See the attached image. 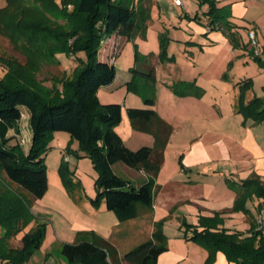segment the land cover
I'll list each match as a JSON object with an SVG mask.
<instances>
[{
	"label": "trees",
	"instance_id": "obj_1",
	"mask_svg": "<svg viewBox=\"0 0 264 264\" xmlns=\"http://www.w3.org/2000/svg\"><path fill=\"white\" fill-rule=\"evenodd\" d=\"M0 9V27L12 29L25 37L27 44L39 59L54 60L57 53L75 56L78 65L73 79L55 80L51 87L36 80L31 72L8 59V70L0 77V185L4 179L13 182L33 198L44 197L48 189V172L45 154L49 141L57 131H65L79 143L77 155L89 156L99 171L96 180L99 202L105 198L109 210L120 221L137 217L138 206H150L157 191V176L165 159V149L173 132V126L153 108L156 102V68L148 60L135 63L130 68L132 79L128 90L142 95L145 108H128V115L135 129L150 133L155 138L153 146L130 148L116 127L122 120V104L101 102L98 91L111 84L117 75L114 64L100 59L102 43L106 38L119 34L134 39L138 34L146 36L151 20V5L147 0H6ZM207 4L208 23L211 30L224 29L234 46H242L239 35L233 30L229 5L219 6L218 0H198ZM1 14V13H0ZM191 17V16H190ZM201 20L198 14L191 17ZM165 34L160 35L162 59L167 54ZM83 52V56L79 55ZM254 60L264 67V47ZM252 86L248 79L242 84L237 111L245 118L264 122V97L246 100V92ZM180 95L202 94L194 81L181 80L171 85ZM25 107L30 112L32 142L28 152L10 130L16 128ZM123 162L143 171L147 176L141 185H134L114 169ZM70 180L66 182L69 186ZM236 194L230 212H243L250 217L248 232L224 226L223 214L200 215L198 225L186 224L185 236L208 250L205 264H214L219 251L226 255L229 264H264V229L257 228L255 217L247 207L251 197L264 198V181L257 174L236 180L228 178ZM0 191V264H25L40 249L45 236V223L32 227L21 236V248L8 245V240L18 236L36 218L30 201L9 192ZM262 214L263 201L259 202ZM264 216V215H263ZM256 219V220H255ZM190 232V233H188ZM92 238L61 244V253L68 264H157L158 257L168 250L162 221L156 225L153 235L139 243L123 256L106 238L90 231ZM38 264V263H33Z\"/></svg>",
	"mask_w": 264,
	"mask_h": 264
},
{
	"label": "rangeland",
	"instance_id": "obj_2",
	"mask_svg": "<svg viewBox=\"0 0 264 264\" xmlns=\"http://www.w3.org/2000/svg\"><path fill=\"white\" fill-rule=\"evenodd\" d=\"M185 3L192 12L196 8L207 6V4L200 5L196 0H185ZM6 4V0H0V9L4 8ZM161 8L163 21L154 16V24L150 28L147 40H143L142 36H139L135 41L130 40L126 43L120 57L116 60V67L121 70L130 62L143 63V58L136 56V50L138 49V52L143 55V50L147 48L153 50L157 45L159 63L157 64L155 82V105L161 113H166L164 110L166 106L160 93L164 90V86L173 81V78L174 83L171 85L176 84L179 79L187 78L188 80L185 81H194L203 90L200 95H180L174 91V94L179 98L174 101V156L168 159V166L173 158L171 164L174 166V197L179 195L174 198V209L169 211L168 217L162 219V231L166 235L167 245L170 244L171 236L174 234V247L186 253L188 251V248H185L186 243L192 242L196 246L201 245L185 236L187 227L184 222L192 225L200 223L199 209L188 199H184L185 195L195 191H204L206 194H210L211 191H218L225 185L228 189L235 191L230 187L228 178L240 180V177L236 175L237 172L233 173L234 170L226 166L225 162L215 159L208 162L196 158L199 147L197 142L211 145V143L217 142L242 141L245 130L249 128L247 125L255 121L252 118H245L237 111L242 94L240 86L246 80L251 79L252 86L246 92V100L250 92L264 97V67L252 58L248 62L240 63L239 58H245L247 55L246 49L234 46L232 43V50L237 51L238 55L229 54L228 50H222L215 54L208 51L202 55L201 50L196 46L193 57L190 56L184 52L183 46L193 42L186 41L183 38L185 35L181 34L192 30L189 23L199 25L200 22L190 16H179L172 0H161ZM2 12H0L1 16ZM201 12L198 14L199 17L203 14ZM176 31L181 39L175 34ZM162 33L166 36L164 43L167 48V54L163 59L159 56ZM195 35V38H200L199 33L196 32ZM245 37L247 39L248 35L244 32ZM109 40L110 37L106 38L102 47L105 48ZM261 40L264 41L262 37ZM113 46L115 56L116 48L121 47V42L117 41ZM259 46L262 48L260 40ZM56 55L58 59L41 60L39 59L41 56L28 46L25 37L15 34L12 29L0 27V77H3L8 70L9 59L24 66L38 82L47 87H51L55 80L73 79L78 65L75 56H70L65 52ZM79 55L84 57L83 52H80ZM130 92L143 100L142 95L137 91L130 90ZM185 96H191L192 99L184 100ZM27 112L24 111L19 125L10 134L15 136L26 152L29 151L32 142L30 116ZM173 112L168 110L167 114H173ZM258 125L256 137L264 147V122H258ZM118 126L126 128L123 116ZM77 142L65 131L55 132L50 139L49 149L45 154L48 189L44 197L35 199L17 184L5 179L0 185V191L3 193L8 190L15 196L24 197L30 201L31 209L36 216V219L23 232L8 240L10 247L21 248L23 233L42 222L46 224L45 236L40 249L25 264H47L53 261L56 264H68L67 258L61 253V244L92 238L90 235L92 230L102 237L111 233L113 229L120 231L118 235L116 234L115 243L123 253L153 235L150 233V226L141 221L143 229L141 232H138L135 224L132 223L115 227L119 221L116 220L115 212L108 209L105 198L98 203L93 201L98 196L96 180L99 171L91 157L77 155L79 149ZM193 143L194 150H192ZM115 171L124 179L131 181L132 184L138 185L140 178L136 169L123 162H118L115 165ZM165 176L166 174L161 177L160 174L157 176L159 190L163 187ZM249 177L242 176L241 178L243 180ZM69 180L71 186L66 183ZM260 200L264 201V198L251 197L247 200V207L255 217L260 214ZM173 213L174 223L168 222ZM262 214L264 215V208ZM136 225L139 227L140 223L138 222ZM224 226L236 227L248 232L251 227L250 217L239 212L235 218L225 219ZM2 230L0 226V233ZM51 255L53 257L50 259ZM187 260L192 263V257Z\"/></svg>",
	"mask_w": 264,
	"mask_h": 264
},
{
	"label": "crops",
	"instance_id": "obj_3",
	"mask_svg": "<svg viewBox=\"0 0 264 264\" xmlns=\"http://www.w3.org/2000/svg\"><path fill=\"white\" fill-rule=\"evenodd\" d=\"M137 3V0H134ZM151 5V20L148 22V27L146 31V36L143 38L140 34L136 36L141 37L143 40L148 39V33L150 31L151 26L154 24L153 17H157L158 19H162L163 14L161 8V0H147ZM198 2V0H196ZM183 5H177L175 0H172V4L177 8L179 16H195L196 14H200L201 10V20L200 24H192V30H188V33H182L181 35H185L183 38L186 41H190L193 43H188V45L183 46V50L185 53L189 54L193 57V51L197 47L201 50L202 55L205 52H221L227 51L228 53H232L233 55H238L237 51L232 50V42L227 34V31L224 29L211 30L209 31L207 16H205V12L207 11V6L202 8H196L193 12L187 8L185 0H182ZM219 6L229 5V9L231 12L230 20L235 27L234 31L239 35L241 44L246 49L247 55L245 58L240 57L239 62L242 61L248 62L250 58L254 59L252 51L254 47L250 43L249 38V30L254 29L256 31L258 40H260V44H262V48L264 47V41L262 42L261 37L264 40V0H218ZM258 6V7H256ZM200 34V38H195V33ZM244 32L248 35V38H244ZM225 33V34H224ZM175 34L179 39L181 36H178V32ZM204 36V37H203ZM128 39L125 36L114 34L110 37V40L107 42V46L102 47L100 50V59L103 61H107L116 66V60L120 57L121 52L123 51L124 45L130 40L135 41V39ZM249 39V40H248ZM117 41L121 42V47L116 48V55L114 56V43ZM193 44V45H192ZM145 56H149V62L153 64L156 68L157 74V64L159 63L158 54L159 48L156 45L155 49H146L142 51ZM174 52V50H172ZM211 54V53H210ZM264 57V54H263ZM152 58V59H151ZM144 65L146 64L143 62ZM135 65V62H130L127 66L123 67L124 69H117V75L114 81L109 84L102 86L98 91V96L103 103H112L118 102L122 104V116L125 119L126 128H121L120 126L116 127L117 132L123 137L125 143L132 149H137L143 145L153 146L155 143V138L152 134L137 130L133 127L131 119L128 115V108H145L147 107L144 103V100L141 97L136 96L135 94H131L128 90L126 84L132 79V73L130 68ZM157 78V77H156ZM188 80L187 78L179 79ZM173 81L168 83L169 85L164 86V90L161 91L160 95L166 106L165 112L161 113L158 107L154 104L153 108L157 111V113L168 123L173 126V132L171 134L170 140L165 149V159L160 170V177L163 174H166L164 177V183L162 184V188L159 190V185L157 187V191L153 199V203L150 206H138V215L135 218L120 221L117 217V221L119 224H116L115 227L119 225H124L125 223L135 224L138 232H141L142 225L141 222L145 225L150 226L151 235L156 230V225L158 222H161L162 219L169 216V211L174 209V166L171 164L168 166V159L174 156V101H176L179 97L174 94V91L171 89V84ZM258 96L253 93H249L248 100L253 97ZM184 100L192 99L191 96L183 97ZM123 102V103H122ZM24 111H28L27 113L30 116V112L27 108H22ZM173 112V114H169L173 117H170L167 114V111ZM249 128L245 130V136L242 137V141L239 142H217V143H203L197 142L199 147L197 148V156L202 161H213L214 159L221 162H225L226 166H229L231 170H234L233 173H236L237 176L242 180V176H251L252 174H257L264 181V147L262 143L258 142L257 129L259 128L258 122H251L248 124ZM13 129L10 130V134ZM78 143V142H77ZM196 144V142H194ZM194 143L192 144V150L195 149ZM79 144V143H78ZM195 158V159H196ZM116 165V164H115ZM114 165V169H115ZM132 168V167H131ZM134 169V168H133ZM139 181L138 186L141 185L148 176L143 172L139 171ZM245 172V173H243ZM188 197V198H187ZM237 194L235 191L228 189L225 185L222 189L218 191H211L210 194H206L204 191H195L191 194L185 195L184 199H188L193 205L197 206L200 211V215L205 216H213L215 212L227 211L228 213L223 214L225 219L235 218L239 212H230L229 210L233 207ZM176 200V199H175ZM141 221V222H140ZM140 223L139 227L136 223ZM168 222L174 223V213L171 215V218ZM122 223V224H121ZM167 226V225H166ZM231 229L242 230L236 227H229ZM246 230V229H245ZM120 231L113 229L111 233L108 235H104L109 242H111L119 251L120 256H123V253L120 248L115 243L116 234L118 235ZM151 237V236H150ZM149 237V238H150ZM170 244L168 245V250L164 251L158 257L157 264H204L208 257V250L202 246H196L194 243H186V247L188 251L184 253L183 251H179L176 247H174V234L171 236ZM180 242L182 240H179ZM143 241H140L141 243ZM138 243V244H139ZM137 244V245H138ZM136 246V245H135ZM134 246V247H135ZM195 247V248H193ZM53 256L51 255L50 259ZM192 257V263H189L187 259ZM47 264H56L54 261L52 263ZM62 264V263H58ZM124 264H127L124 262ZM214 264H229V261L226 258V255L219 251L217 253V258Z\"/></svg>",
	"mask_w": 264,
	"mask_h": 264
},
{
	"label": "built area",
	"instance_id": "obj_4",
	"mask_svg": "<svg viewBox=\"0 0 264 264\" xmlns=\"http://www.w3.org/2000/svg\"><path fill=\"white\" fill-rule=\"evenodd\" d=\"M175 3L177 5H183L182 0H175ZM249 38H250L251 45L254 47L255 53L259 55L262 50L259 46V40L257 38L256 31L254 29L249 30ZM263 208H264V201H263ZM257 223H258V229H264V216L263 215L258 216Z\"/></svg>",
	"mask_w": 264,
	"mask_h": 264
}]
</instances>
